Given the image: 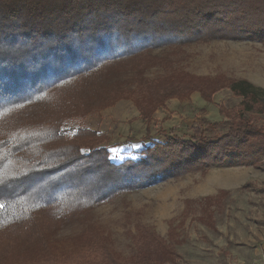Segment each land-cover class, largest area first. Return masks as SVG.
<instances>
[{
  "label": "trees",
  "instance_id": "1",
  "mask_svg": "<svg viewBox=\"0 0 264 264\" xmlns=\"http://www.w3.org/2000/svg\"><path fill=\"white\" fill-rule=\"evenodd\" d=\"M214 40L256 42L264 50V0H0V264L174 260L172 244L143 224L129 233L130 257L92 225L77 236V253L57 252L52 239L123 193L213 166L255 165L264 155V128L254 122L264 112L262 87L197 75L153 54ZM155 66L166 73L147 77ZM129 72L127 85L122 76ZM223 88L241 98L219 107L224 122L171 132L136 158L112 161L108 138L85 125L65 131L66 119L119 100H131L150 121L170 98L198 92L211 101ZM221 125L226 131L211 136ZM168 234L175 239L174 226Z\"/></svg>",
  "mask_w": 264,
  "mask_h": 264
},
{
  "label": "rangeland",
  "instance_id": "2",
  "mask_svg": "<svg viewBox=\"0 0 264 264\" xmlns=\"http://www.w3.org/2000/svg\"><path fill=\"white\" fill-rule=\"evenodd\" d=\"M153 54L168 56L174 66L197 75L224 74L230 79H246L245 75L259 71L264 78V68H255L256 62L264 63V50L256 42L214 40L175 50L161 47ZM165 73L162 67L155 66L145 75L158 78ZM122 79L129 85L133 73ZM240 100L228 88L218 90L211 101L193 93L178 101L169 100L168 112L157 110L148 124L139 117L133 102L123 99L85 117L68 118L64 127L72 133L85 125L104 135L111 160L119 162L138 157L145 145L164 142L171 132L180 134L196 123L224 122L226 118L219 107H231ZM254 122L264 128V112H257ZM147 125L149 137L145 136ZM226 129L221 125L211 136L221 135ZM210 195L214 196L210 201L201 199ZM136 224L153 228L172 244L176 257L163 264H264V155L255 165L213 166L205 173L189 172L123 193L96 206L86 221L58 228L52 240L57 252L77 253L82 249L77 236L92 225L110 237L117 253L130 257L135 249L129 233L135 231ZM170 225L177 233L173 240L168 234Z\"/></svg>",
  "mask_w": 264,
  "mask_h": 264
},
{
  "label": "crops",
  "instance_id": "3",
  "mask_svg": "<svg viewBox=\"0 0 264 264\" xmlns=\"http://www.w3.org/2000/svg\"><path fill=\"white\" fill-rule=\"evenodd\" d=\"M257 67H259V69H262V67L264 68V63H260V62H256V66H255V68H257ZM245 78H246V80H248L249 82H251V83H253V84H255L256 86H261L262 88H264V78H263V76L260 74V72L259 71H255V73H249L248 75H245ZM194 93H198V92H194ZM193 94V93H192ZM199 94V93H198ZM200 95V94H199ZM191 96V95H190ZM177 100L178 101V99L177 98H170V99H168L167 101H166V103H165V106L164 107H161V108H158L157 110H159V109H162L164 112H168V110H167V102L170 100ZM115 104V103H114ZM156 110V111H157ZM138 111V110H137ZM155 111V112H156ZM154 112V113H155ZM138 113H139V111H138ZM154 115V114H153ZM153 115H152V117H151V119H150V121H146L145 119H143L141 116H140V113H139V117L141 118V119H143L144 121H146L148 124L151 122V120H152V118H153ZM147 132H148V136H146V134H147ZM145 136L146 137H149V126L147 125V127H146V132H145ZM151 144V143H150ZM150 144H147V145H150Z\"/></svg>",
  "mask_w": 264,
  "mask_h": 264
}]
</instances>
